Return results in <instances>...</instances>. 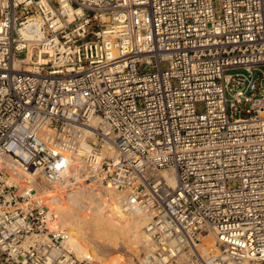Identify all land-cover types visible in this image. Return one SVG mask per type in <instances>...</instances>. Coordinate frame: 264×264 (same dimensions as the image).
<instances>
[{
    "label": "built area",
    "instance_id": "obj_1",
    "mask_svg": "<svg viewBox=\"0 0 264 264\" xmlns=\"http://www.w3.org/2000/svg\"><path fill=\"white\" fill-rule=\"evenodd\" d=\"M262 68L264 0H0V264H103L42 196L73 179L138 264H264Z\"/></svg>",
    "mask_w": 264,
    "mask_h": 264
},
{
    "label": "bare ground",
    "instance_id": "obj_2",
    "mask_svg": "<svg viewBox=\"0 0 264 264\" xmlns=\"http://www.w3.org/2000/svg\"><path fill=\"white\" fill-rule=\"evenodd\" d=\"M248 62H250V61H248ZM78 169L79 168H76V171ZM72 176H76V172L74 174H72ZM68 182H72V183H75L77 185L75 187L74 186L73 187L65 186V189L68 188V191L66 190L67 191L66 193H60V192L54 193V192H56V190H54V189L49 190L48 188H46L47 191L42 196H45L47 198L46 202L51 203L53 205L52 207H55L57 210H59L61 212L69 211L68 213L74 212L73 214H76V210L78 209L77 208L78 205L81 204V202H84L85 200L87 201L86 189H85V187L80 186L79 184L81 182L76 180V179L69 180ZM172 184H174L173 180H172ZM51 191L53 193H51L50 195L48 194V196H47L46 195L47 192H51ZM96 194H98V193H96ZM90 196H91L92 201L89 198ZM94 196L95 195H93L92 193H91V195L89 194L88 200L90 199V202L89 203L86 202L88 204L87 205L88 207L86 208V210H87L86 212L93 214L92 217H90L91 214H89L90 215L88 217L89 220L87 219V217H86V219L83 217L80 219L85 220V222H86V220H88L89 222H87L88 223L87 226L90 225V227L91 226L96 227L95 229L97 231L96 230H94V231H96L98 237L100 238L99 243H101V245H102L100 247L111 249L114 252V254H116L115 255L116 259L112 262V264H122V262L119 261L117 258L118 256L121 255V253H119V251H118L120 249L128 250L127 252H129V253H131V255H133V259H134L133 262L139 261L141 259L140 254H139V250H138L139 247L143 243H145V246H143V247L146 250V246H147V238H145L146 236H144L142 231H141V229L144 228V222L140 221L137 218H131L132 220L127 219L129 217L128 215H125V214L121 213L120 211L114 210L113 208L111 209L112 210L111 214H108L107 212H105V214L102 215V213H101L102 209L101 208L103 205L99 204L100 201L98 202V200L101 198V196L98 195L97 196L98 198L94 197ZM82 206H84V205H82ZM81 211H82V209H81ZM78 215L80 216V214H78ZM76 226H77V223H76L75 227ZM75 230H76V228H75ZM96 233H95V236H96ZM95 239L96 240L98 239L97 236ZM93 240H94V238H93ZM98 241H97V244H98ZM95 245H96V243H95ZM73 246H75V244H73ZM97 247L99 248L98 245H97ZM104 251H105V249H104ZM82 253H84V252H82ZM88 255H89V253H88ZM98 259H100V258H98Z\"/></svg>",
    "mask_w": 264,
    "mask_h": 264
},
{
    "label": "rangeland",
    "instance_id": "obj_3",
    "mask_svg": "<svg viewBox=\"0 0 264 264\" xmlns=\"http://www.w3.org/2000/svg\"><path fill=\"white\" fill-rule=\"evenodd\" d=\"M262 70L264 71V68H262ZM259 73L260 72H258V71L255 72V74L257 76H258ZM76 185L77 184H75V183L67 182V185L66 186L67 187H73V186L75 187ZM79 185L85 187L86 194H87L86 195L87 196V201L85 200L84 202H81V204L78 205V207H77L78 209L76 210V214L77 215L76 214H73L74 212H72V213H68L69 211L61 212V211L57 210L55 207H53V208H55L58 211V214H59V217L58 218H59V222H60L61 226L64 229L68 230L71 233L72 243L75 244L74 251L78 254V256L85 257L89 253L90 256H92V257L96 258L97 260L101 261L103 264H112V262L116 259L115 258L116 257L115 256L116 254H114V252L111 249L100 247L102 245H101V243H99L100 242V240H99L100 238L98 237V235L96 233V231H97L95 229L96 227H92V226L90 227V225L87 226V224H88L87 222H89L88 221L89 220L88 217L90 216L89 214H91V213H87L86 212L87 211L86 208L88 207L87 206L88 204L86 202H88V203L90 202L91 196L89 197L90 199L88 200L89 194L91 195V193H92L93 195H95L94 197H97L98 194H96V192H98V191L92 189V187H90L89 185L87 186L86 183L85 184L84 183L83 184H79ZM66 190L68 191L67 188L66 189L65 188H57L56 192H54V193H59V192L60 193H66L67 192ZM99 190H102V188H99ZM51 193H53V192L52 191L51 192H47L46 195L48 196V194L50 195ZM99 196H101V198L98 200V202L100 201L99 204L100 205H103V201L102 200L103 199L106 200L105 197H108L109 196V193H107V191H104V189H103V192H101ZM109 197H111V196H109ZM91 201H92V199H91ZM110 202H111V200L106 201V203H107L106 207L105 206H102V208H101L102 209V212H101L102 215H104L105 212H107L108 214H111V212H112L111 209L112 208H109V205H108ZM45 204L48 205L49 207L52 206L51 203L45 202ZM82 205H84V206H82ZM81 209H82L83 212L81 211ZM78 214H80V216ZM92 215L93 214H91L90 217H92ZM82 217L85 218V219L87 217L88 220H86V222H85V220H81L80 219ZM131 218H133V217H130L129 216L127 219L132 220ZM76 223H77V226L75 227ZM75 228H76V230H75ZM94 230H96V231H94ZM141 231H142L143 235L145 236L144 229L143 228L141 229ZM94 232L96 233V236L98 238L97 240L95 239L96 236H95V233ZM93 238H94V240H93ZM97 241H98V244H97ZM95 243H96V245H95ZM97 245L99 246V248L97 247ZM143 246H145V243H143L139 247V249H138L139 250L140 257H141L142 252H144V250H145V248ZM104 249H105V251H104ZM125 250L126 249H120V250H118L119 253H121V255L117 257L118 260L121 261L122 264H138V261L133 262L134 261L133 255H131V253L127 252L128 250H126V251ZM82 252H84V253H82ZM98 258H100V259H98Z\"/></svg>",
    "mask_w": 264,
    "mask_h": 264
}]
</instances>
